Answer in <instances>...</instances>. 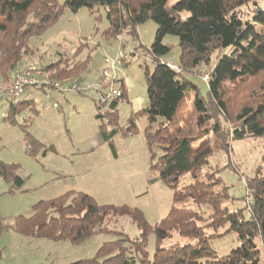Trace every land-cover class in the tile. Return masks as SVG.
<instances>
[{"label":"rangeland","instance_id":"rangeland-1","mask_svg":"<svg viewBox=\"0 0 264 264\" xmlns=\"http://www.w3.org/2000/svg\"><path fill=\"white\" fill-rule=\"evenodd\" d=\"M64 1L60 0V4ZM176 1L170 0V5ZM258 11H264V0L250 2L239 8L238 14L243 21L255 25L258 31H264V27L253 22ZM106 15L103 8L96 7L91 11L84 7L77 13L66 8L60 19L44 34L30 40L35 57L27 60L23 69L34 65L43 70L42 76L47 78L58 67H73L76 62L83 63L88 59V69L80 77L72 75L71 78L58 79L64 85L77 82L80 89L87 87L85 92L64 93L51 86L29 87L21 96L23 105L18 104L15 113L9 109V101L0 100V161L19 166L17 174L24 180L23 187L17 188L13 181L7 182L0 177V264H72L94 258L105 242L118 238L114 233H102L74 244L69 240L28 238L13 231L15 219L30 217L32 207L40 201L58 198L70 191L83 192L99 205H127L139 209L152 227L165 219L174 206V190L159 179L151 166L154 154L157 161L162 152L156 145L150 149L145 137L149 126L145 113L149 103L146 72H153L156 66L148 50L155 40L158 26L149 20L138 25V38L124 31L122 38L117 39L106 33L110 26ZM188 15L184 12L182 17ZM164 44L171 50L163 60L179 65L181 51L178 37L167 35ZM231 51H217L211 63L189 73H179L187 92L176 120L183 126L187 125L185 128L194 138V146L199 147L204 141L211 145L213 153L208 159L209 164L199 172L200 177L208 178L212 183L220 180L221 185L214 186L217 191H221L222 185L228 187L231 200L223 207L229 211L241 210L244 218L249 220L252 197L247 195L245 184L262 164L264 138L235 140L239 126L230 123L219 110L218 114L213 110L216 124L222 130L217 134L212 126L210 128L212 123L209 119L205 124H199L194 109L197 91L209 101V83L205 75L211 73L209 69L212 70L222 54ZM77 52L79 54L75 57ZM107 59L115 62L117 75L124 79L127 88V98L119 103L115 112L117 134L111 141L117 156L101 135V126L109 121L111 111L107 110L111 100L102 109L106 118L98 120V100L101 97L99 91L93 88L102 82L104 91L110 89L103 78ZM52 64L56 68L54 71L50 68ZM0 84L4 87L8 83L0 78ZM263 89L264 75L248 84H228L227 93L233 110L238 111L241 105H256L253 98L259 96ZM132 119L137 129L128 130ZM162 120L159 118L153 125L154 130ZM111 127L108 126L107 130L110 131ZM191 182L189 175L185 176L179 181V188ZM177 207L190 208L199 213L203 220L200 225L206 233L214 234L212 246L219 257L229 255L239 246L237 234L228 233L227 225L214 229L209 207H198L190 200L179 203ZM108 229L123 232L131 239L140 237L137 225L128 217L119 219L116 225L112 223ZM155 239L154 233L148 237L150 260L154 257ZM178 242L181 245L196 243L194 239L174 233L162 246L169 247ZM256 243L262 249L261 261L264 263L263 243L259 239Z\"/></svg>","mask_w":264,"mask_h":264},{"label":"trees","instance_id":"trees-1","mask_svg":"<svg viewBox=\"0 0 264 264\" xmlns=\"http://www.w3.org/2000/svg\"><path fill=\"white\" fill-rule=\"evenodd\" d=\"M254 1L177 0L170 5V0H65L62 4L60 0H0V78L9 84L4 86L6 88L11 86L16 74L23 70L24 63L35 57L34 49L29 45L30 40L44 34L60 19L66 8L73 13L84 7L91 11L96 7L105 9L110 25L106 33L117 39L122 38L124 31L138 38V25L149 20L156 23V37L148 50L156 66L153 72H146L149 103L145 113L149 126L145 130V137L150 149L156 145L162 152L157 161L154 159L156 154L152 157V169L158 173L161 181L174 190L173 208L165 219L153 227L139 209L127 205H99L86 193L70 191L58 198L35 204L30 217L19 216L15 219L13 231L28 238L69 240L74 244L102 233L118 236L113 241L105 242L94 258L72 264H264L261 261L262 249L256 243V239H259L264 247V153L262 164L245 184L247 195L252 197L249 203L251 217L247 220L243 211H229L223 207L225 202L231 200L228 187L222 185L221 191H217L214 186L221 185L220 180L212 183L208 178L200 177L199 172L209 164L208 159L213 153L210 143L204 141L199 147L194 146V138L185 128L187 125L183 126L176 120L187 92L179 73H189L211 63L217 51L232 49L231 53L222 54L212 70L209 69L211 73L205 75L209 76V101L203 99L198 91L194 96L199 124H205L209 119L212 123L210 128L212 126L213 132L220 134L222 130L216 124L217 117L214 115L219 110L225 119L239 126L234 135L235 140L264 138V89L259 96H253L256 105H241L238 111L233 110V103L227 93L230 83L248 84L264 75V31H258L255 25L243 21L238 14L239 8ZM184 12L189 15L182 17ZM253 22L264 27V11L255 12ZM167 35L179 39L181 54L179 65L176 66L180 72L163 60L171 50L164 44ZM88 63L87 59L83 63L76 62L73 67L67 65L57 69L52 64L50 68L53 71L56 69L55 73L51 75L46 72L52 82L71 78L72 75L80 77L88 69ZM42 87L45 86L36 88ZM118 87L122 95L110 103L100 98L97 113V119L104 120L103 106L110 104L107 110L111 111L109 121L101 126V135L115 156L116 148L111 141L117 134L115 112L119 103L127 98L122 77L118 80ZM18 104L23 105L21 97L9 101V109L15 113ZM159 118L163 120L154 130L153 125ZM108 126H112L110 131L107 130ZM131 129H137L133 119L128 127V130ZM28 137L34 140L32 136ZM18 169L19 166L15 164L0 161V177L22 188L24 180L17 174ZM188 175L192 182L180 189L179 181ZM186 200L193 201L198 207H209L214 229L227 225L228 233L237 234L239 246L229 255L219 257L212 246L214 234L206 233L200 225L199 222L203 220L199 213L190 208L177 207ZM123 217H128L137 225L139 238L131 239L123 232L108 229ZM151 233L156 237L152 260L148 252V237ZM174 233L194 239L196 243L181 245L178 242L163 247V242L172 238Z\"/></svg>","mask_w":264,"mask_h":264},{"label":"built area","instance_id":"built-area-1","mask_svg":"<svg viewBox=\"0 0 264 264\" xmlns=\"http://www.w3.org/2000/svg\"><path fill=\"white\" fill-rule=\"evenodd\" d=\"M107 67L103 70L104 79L107 81L106 86L110 87L109 91H104V86L102 82L97 83L93 88L97 89L100 93V97L104 101H110L122 95V91L118 87V80L119 77L117 75L115 69V62H111L110 60H106ZM109 65V66H108ZM172 67L175 71L180 72V69L177 66L167 64ZM43 70L39 69L38 67L31 65L26 69H23L21 72L16 74L14 80L9 88H4L0 86V100H8L13 101L20 98L23 93L29 87H41V86H48V87H55L61 92H85L84 90L87 87L82 89L79 88V84L74 85H64L61 82L54 81L52 82L50 78L42 76ZM42 76V78H40ZM206 81L209 80V76L204 77ZM105 86V87H106Z\"/></svg>","mask_w":264,"mask_h":264}]
</instances>
